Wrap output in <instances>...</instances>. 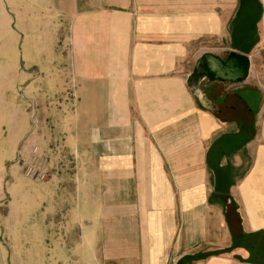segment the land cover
<instances>
[{
  "label": "crops",
  "instance_id": "crops-1",
  "mask_svg": "<svg viewBox=\"0 0 264 264\" xmlns=\"http://www.w3.org/2000/svg\"><path fill=\"white\" fill-rule=\"evenodd\" d=\"M10 1L0 20L65 17L73 37L43 126L73 159L52 181L13 180V264H264V0ZM224 29L210 55H247L249 76L194 93L198 43ZM26 91L38 100L35 80Z\"/></svg>",
  "mask_w": 264,
  "mask_h": 264
},
{
  "label": "rangeland",
  "instance_id": "rangeland-1",
  "mask_svg": "<svg viewBox=\"0 0 264 264\" xmlns=\"http://www.w3.org/2000/svg\"><path fill=\"white\" fill-rule=\"evenodd\" d=\"M5 1L10 12L13 3ZM223 2L225 11L232 12L235 0ZM23 13L0 20V34L3 36L0 37V207L10 205L13 180L52 181L59 174L65 158L71 157L70 162L73 159L71 154L65 156L58 146L50 145L52 134L43 127L44 115L59 110V95L65 93L69 78L67 69L72 63L73 46L70 20L65 17H22ZM229 18L224 17L225 25ZM257 18L250 19V34H253ZM228 43L225 29L224 36L210 34L199 41L194 57L211 53L224 56ZM33 80L40 92V96L36 95V102L25 98L28 97L26 86ZM68 104L75 108L74 102ZM104 104L91 101V110H102ZM34 148H38L36 155L33 154ZM34 159L42 168L49 169L54 178L45 181L27 178L25 169ZM11 251L8 234L0 225V264H13Z\"/></svg>",
  "mask_w": 264,
  "mask_h": 264
},
{
  "label": "water",
  "instance_id": "water-1",
  "mask_svg": "<svg viewBox=\"0 0 264 264\" xmlns=\"http://www.w3.org/2000/svg\"><path fill=\"white\" fill-rule=\"evenodd\" d=\"M250 66V59L247 55L232 52L227 61L223 62L216 56L206 54L199 61L188 83L194 93L198 94L201 92L200 85L204 80H208L209 84L225 80L242 82L248 78Z\"/></svg>",
  "mask_w": 264,
  "mask_h": 264
},
{
  "label": "built area",
  "instance_id": "built-area-1",
  "mask_svg": "<svg viewBox=\"0 0 264 264\" xmlns=\"http://www.w3.org/2000/svg\"><path fill=\"white\" fill-rule=\"evenodd\" d=\"M38 153V148L33 149V154ZM25 175L29 179H33L36 181H45L48 180L49 178H54V174L46 168L41 167V163L34 159L33 161L27 165L25 169Z\"/></svg>",
  "mask_w": 264,
  "mask_h": 264
}]
</instances>
